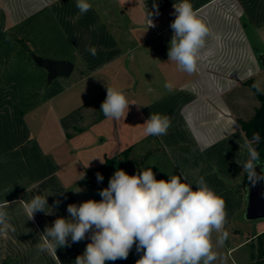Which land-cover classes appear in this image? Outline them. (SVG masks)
<instances>
[{"label":"crops","instance_id":"1","mask_svg":"<svg viewBox=\"0 0 264 264\" xmlns=\"http://www.w3.org/2000/svg\"><path fill=\"white\" fill-rule=\"evenodd\" d=\"M88 2L91 9L80 14L76 0H0V204L8 202L10 217L0 232V264H75L89 238L58 248L56 257L37 253L39 235L56 218L69 217V204L89 199L88 189L97 185L91 176L108 173L95 158L106 161L151 138L177 175L203 178L224 199L229 236L222 253L227 264H240L231 255L264 236V218L231 228L237 215L245 216L248 180L237 161H246L249 141L232 95L249 79L261 90L264 0H189L209 28L193 74L168 61L173 4L180 0ZM154 5L156 26L148 28ZM18 38L40 56L72 61L73 71L48 82L47 70ZM107 87L132 104L125 119L99 117L100 106L89 115ZM151 114L169 119L167 135L144 134ZM37 194L48 196L52 213L27 220L21 200Z\"/></svg>","mask_w":264,"mask_h":264},{"label":"clouds","instance_id":"2","mask_svg":"<svg viewBox=\"0 0 264 264\" xmlns=\"http://www.w3.org/2000/svg\"><path fill=\"white\" fill-rule=\"evenodd\" d=\"M76 7L80 14H85L92 6L88 0H76ZM173 8L175 19L170 24L173 35L168 61L175 62L180 71L193 74L198 71L209 28L189 0H180ZM154 14H159L158 8L155 13H148V28L156 26L151 18ZM87 51L97 55L96 47H89ZM130 105L123 91L107 87L100 111L105 118L119 121L126 118ZM144 125L146 136H163L168 133L170 121L165 116L151 114ZM260 140L259 134H253L245 144L246 161H237L242 167L241 174L246 175L252 186L264 181V161L253 147ZM95 159L105 163L103 159ZM258 165H261L259 173ZM168 176L167 180L156 179L151 167L141 168L133 175L118 168L108 186L98 191L99 201L88 199L79 205L69 204L68 218L58 217L51 226H45L35 245L37 253L56 256L58 248L70 247L87 237L90 242L83 254L77 256L75 264H106L127 259L134 246L141 254L136 264H214L217 260L214 248L222 246L229 236L224 230L227 223L224 199L203 178L192 182L182 173ZM84 178L85 174L80 179ZM103 179L97 172V182ZM47 197L37 194L29 202L21 200L27 220H34L37 212L52 213ZM7 203L0 204V232L10 227L5 210ZM214 233L219 234L215 244Z\"/></svg>","mask_w":264,"mask_h":264},{"label":"rangeland","instance_id":"3","mask_svg":"<svg viewBox=\"0 0 264 264\" xmlns=\"http://www.w3.org/2000/svg\"><path fill=\"white\" fill-rule=\"evenodd\" d=\"M260 48L262 49L261 52L264 54V35L262 36V41H260ZM256 79L257 86L261 89L260 91L264 93V68L260 76ZM243 85L244 86L242 87V90L236 91L232 95V100H234L233 108L239 111L241 114L239 120L249 121L255 115L256 110L260 107L261 101L259 100L258 94L256 92L257 87L253 79L247 80ZM98 102V105L92 108V111L89 114L90 116L91 114H96L99 111L98 107L101 106V102ZM149 167L152 168V171L156 174V179L158 180H167L169 178L168 174L177 175L174 168L167 160L164 152L153 138L132 149L130 153L120 156L118 160H116L115 164L111 165L107 170L108 173L101 171L100 174L104 179L99 184L96 180V174L91 176L89 179L97 182V185L94 190L88 189L86 197L89 199H94L97 197V200H100L101 197L98 195V191L108 186L110 177L118 168L123 169L129 175H133L136 174L139 169H147ZM129 170L131 172H129ZM239 222H241V225L245 227V224H247L249 221L245 216L239 214L233 220L231 228L239 227ZM214 236L213 242L215 244L217 238ZM222 246L225 247L224 244ZM214 250L217 253V264H227L224 254L222 253L223 251L221 246H216ZM140 255L141 254H138L135 251L134 246L127 259H118L114 262H108L110 264H136V260L140 258ZM231 256L233 258H237L240 264H264V236L253 239L249 244L243 247V249L234 252Z\"/></svg>","mask_w":264,"mask_h":264},{"label":"water","instance_id":"4","mask_svg":"<svg viewBox=\"0 0 264 264\" xmlns=\"http://www.w3.org/2000/svg\"><path fill=\"white\" fill-rule=\"evenodd\" d=\"M30 56L40 67L47 70V81L51 82L58 76H68L74 69V63L67 59H53L40 56L31 51ZM260 62L264 65V54H257ZM257 172L261 170V165L257 166ZM247 199L245 206V217L248 220H257L264 218V181L258 182L255 186L247 182Z\"/></svg>","mask_w":264,"mask_h":264},{"label":"trees","instance_id":"5","mask_svg":"<svg viewBox=\"0 0 264 264\" xmlns=\"http://www.w3.org/2000/svg\"><path fill=\"white\" fill-rule=\"evenodd\" d=\"M18 41L29 52L32 51L29 43L25 39L18 38ZM256 92L258 94L259 100L261 101L260 107L256 110V113L251 120L249 121L239 120V124L242 130L247 135L249 141H251L253 134H259V136L261 137L260 143L253 144V147L258 151L260 159L264 161V93H262V91H260L258 88H256ZM105 98H106V93H103L100 96L101 103L104 101ZM102 116H103V113L100 111L99 117H102ZM130 151H131V147H128L122 150L116 156L106 158L103 168L109 169L111 165L115 164L116 159L118 157L130 153ZM129 172L131 171L129 170Z\"/></svg>","mask_w":264,"mask_h":264},{"label":"built area","instance_id":"6","mask_svg":"<svg viewBox=\"0 0 264 264\" xmlns=\"http://www.w3.org/2000/svg\"><path fill=\"white\" fill-rule=\"evenodd\" d=\"M147 23H148V21H147Z\"/></svg>","mask_w":264,"mask_h":264}]
</instances>
